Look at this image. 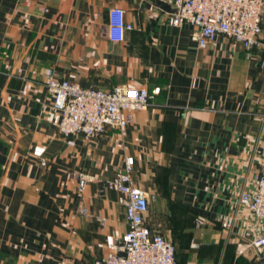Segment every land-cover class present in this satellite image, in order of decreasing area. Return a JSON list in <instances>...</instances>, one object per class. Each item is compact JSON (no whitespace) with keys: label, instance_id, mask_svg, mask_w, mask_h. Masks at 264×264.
I'll list each match as a JSON object with an SVG mask.
<instances>
[{"label":"crops","instance_id":"obj_1","mask_svg":"<svg viewBox=\"0 0 264 264\" xmlns=\"http://www.w3.org/2000/svg\"><path fill=\"white\" fill-rule=\"evenodd\" d=\"M172 1L0 0V264L114 253L127 224L105 183L127 157L155 196L146 226L172 242L177 264H264L250 245L261 227L239 200L264 166V38L251 50L223 35L198 48L194 26L171 25ZM112 8L132 25L119 43L105 35ZM49 74L143 87L150 104L126 128L65 138Z\"/></svg>","mask_w":264,"mask_h":264},{"label":"built area","instance_id":"obj_2","mask_svg":"<svg viewBox=\"0 0 264 264\" xmlns=\"http://www.w3.org/2000/svg\"><path fill=\"white\" fill-rule=\"evenodd\" d=\"M175 12L172 26H194L191 39L198 48H206L223 35L245 50L261 44L264 38L262 22L264 0H173ZM132 25L125 21L119 8L108 11L105 35L110 42L124 40ZM9 71L10 67L6 66ZM45 86L52 98L51 110L57 115L59 133L65 137L83 136L94 140L107 128L123 129L133 122L136 112L146 111L151 95L146 88L115 86L111 90L83 88L75 82L60 79L54 74L46 76ZM133 157H127L116 168L114 178L105 188L118 193V203L124 207L127 231L118 240L116 251L93 264H177L172 242L146 226V216L154 195L135 185ZM79 189L85 186V176L78 175ZM252 190L240 193L239 200L250 218L261 227L260 236L251 247L264 249V166L251 181ZM101 224L106 220L101 219ZM204 224L196 220V227Z\"/></svg>","mask_w":264,"mask_h":264},{"label":"water","instance_id":"obj_3","mask_svg":"<svg viewBox=\"0 0 264 264\" xmlns=\"http://www.w3.org/2000/svg\"><path fill=\"white\" fill-rule=\"evenodd\" d=\"M161 5H163V4H161ZM174 12H175V10H173Z\"/></svg>","mask_w":264,"mask_h":264},{"label":"trees","instance_id":"obj_4","mask_svg":"<svg viewBox=\"0 0 264 264\" xmlns=\"http://www.w3.org/2000/svg\"><path fill=\"white\" fill-rule=\"evenodd\" d=\"M176 253V252H175ZM177 262V261H176Z\"/></svg>","mask_w":264,"mask_h":264},{"label":"rangeland","instance_id":"obj_5","mask_svg":"<svg viewBox=\"0 0 264 264\" xmlns=\"http://www.w3.org/2000/svg\"><path fill=\"white\" fill-rule=\"evenodd\" d=\"M246 264V263H245Z\"/></svg>","mask_w":264,"mask_h":264}]
</instances>
